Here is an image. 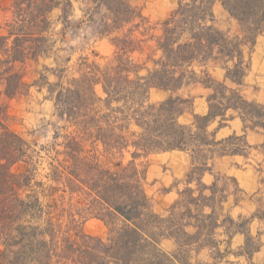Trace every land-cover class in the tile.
<instances>
[{
	"label": "trees",
	"instance_id": "trees-1",
	"mask_svg": "<svg viewBox=\"0 0 264 264\" xmlns=\"http://www.w3.org/2000/svg\"><path fill=\"white\" fill-rule=\"evenodd\" d=\"M89 1L86 22L113 49L104 62L84 57L70 74L61 64L71 56L56 53L66 32H55L51 13L60 8L58 20L65 25L71 0H12L10 15L0 20V98L19 96L30 85L46 87L61 122L35 148L36 142L8 126L0 101V264H217L228 253L220 249L219 228L227 243L245 233L235 253L252 254L247 228L235 226L229 215L219 221L224 188L216 180L204 184L202 176L212 171L215 156L247 157L250 148H264V104L226 83L242 84L248 66L243 46L251 48L264 28V0H220L242 36L215 26L214 0H178L155 24L132 0ZM47 58L56 80L41 76L27 84V62ZM212 64L224 69L223 80L210 75ZM192 84L210 89L208 110L183 123L179 117L192 98L175 93ZM152 88L168 95L151 102ZM234 117L243 124L242 134L217 138L209 130L214 121L220 127ZM248 130L260 133L262 143L251 145ZM171 150L188 152L191 168L187 186L163 214L153 209L138 161ZM42 161L45 171L36 179ZM193 181L195 188L189 186ZM91 217L105 224V236L83 232ZM163 239L173 240L174 248L163 249ZM205 249L212 263L196 258Z\"/></svg>",
	"mask_w": 264,
	"mask_h": 264
},
{
	"label": "rangeland",
	"instance_id": "rangeland-1",
	"mask_svg": "<svg viewBox=\"0 0 264 264\" xmlns=\"http://www.w3.org/2000/svg\"><path fill=\"white\" fill-rule=\"evenodd\" d=\"M71 1L72 7L65 25L58 20V16L62 15L60 8L54 9L51 13L52 19L55 20V32L61 28H64L66 32L65 41L56 43L58 56L61 58L71 56L68 63L61 64L66 68V74L74 73L75 64L83 61L84 57L104 62V57L109 55L113 49L109 40L96 36L95 26L86 22L85 12L92 2L89 0ZM145 2L144 0L143 2L132 0L133 4L143 8L142 13L148 18L150 24L162 20V17L158 16L152 7L151 10ZM11 3L12 0H0V20L10 15ZM214 3H212V11L215 16V26L227 31L230 35L242 36L243 31L240 24L230 22L228 25L222 17L226 16L222 7ZM155 32H158V29ZM55 36L59 37V35ZM243 52L244 62L248 66L242 84L237 85L230 81L226 83L229 86L238 87L246 98L264 104V28L257 35L256 43L251 48L248 45L243 46ZM45 66L48 69H45ZM54 66L52 58L40 59L37 62L29 61L25 65L24 81L31 84L34 80L41 79V76L46 77L49 82L55 81V74L49 70ZM200 92L202 91L199 88L187 86L175 93L185 98H192L191 105L179 118L180 122H191L194 112H199L205 105L199 99L195 104L193 103L194 99L199 97ZM167 95L168 92L152 88L148 98L149 101L154 102ZM0 101L7 107L8 126L21 134L29 143L36 142L35 148H39V145L51 138L53 126L58 119L54 114V101L49 96L46 87L38 89L37 86L30 85L23 94L12 99L3 96ZM230 113L229 111L227 115ZM246 139L251 145H256L261 140L260 136L252 132L247 134ZM248 152L247 157L240 155L234 158L228 157L229 159L226 160H218L219 156H215L216 158L214 157L209 162L212 171H206L202 176V182L206 185L216 180L217 187L224 188V193L227 195L222 202V208L219 209V221L227 215L233 217L235 226L247 228V233L251 236L249 249L255 248L252 254H236L235 252L240 251V246L245 242V233L238 232L242 233L241 238H231V241L227 243V236L222 233L223 228H219L217 239L221 240L220 249L222 251L228 249V253L217 261L218 264H264V148H250ZM138 162H140L139 167L145 170L144 187L151 198L153 209L156 212L168 214V208L178 197V192L187 186L185 180L191 168L189 153L181 150L157 152ZM45 164L44 161L39 164L36 179L42 177ZM22 168V165L14 166L15 170ZM241 171L243 173H240ZM189 186L195 188L196 181L191 182ZM204 194L209 195L210 190L205 189ZM197 195L198 190L194 192V196ZM209 211L210 207L205 206L204 212ZM106 229L105 224L94 217L88 218L82 225L83 232L91 235L105 236ZM160 245L166 250H172L175 246L173 240L170 239H163ZM210 253L211 250L205 249L196 258L201 262L212 263L215 259Z\"/></svg>",
	"mask_w": 264,
	"mask_h": 264
},
{
	"label": "crops",
	"instance_id": "crops-1",
	"mask_svg": "<svg viewBox=\"0 0 264 264\" xmlns=\"http://www.w3.org/2000/svg\"><path fill=\"white\" fill-rule=\"evenodd\" d=\"M147 1V2H145ZM143 2V0H142ZM145 3H147V5L154 9L153 11H155V13L162 17V19L164 17H166L169 12L172 10V8L177 5L178 3V0H144ZM214 2L216 4H218L220 7H222L223 11L225 12L226 16H222L225 18V20L228 22L227 24L229 25L230 22L231 23H238V21L236 19H234L229 13L228 11L223 7V5L221 4V1L220 0H214ZM214 3V4H215ZM143 10V8H142ZM152 10V9H151ZM215 22V21H214ZM239 24V23H238ZM255 43H256V40H255ZM208 71L210 73V75L217 79V80H223L224 79V69L219 65V64H212L208 67ZM189 86H193V87H196V88H199L202 92H200V95L198 98H195L193 103L195 104L196 103V100L199 99V101L204 102L205 105H203L201 107V110L199 112H194V113H199V114H205L208 110V105H207V100H206V96L207 94L210 92V89L209 88H205L203 87L201 84H192V85H189ZM188 86V87H189ZM187 88V87H186ZM195 108V107H194ZM185 113V112H184ZM183 113V114H184ZM182 114V115H183ZM181 115V116H182ZM180 116V117H181ZM179 117V118H180ZM192 118H193V115H192ZM209 130H216V137L217 138H221V137H225V136H228L229 134H232V133H236V134H242L243 133V124L240 120V118L238 117H234L232 119H228L226 121V124L224 126H220L218 127V121H214L210 126H209ZM249 132H252L258 136H260L261 140L260 142H258V144H261L262 141H263V136L260 134V133H257V132H254V131H249L247 132V134ZM246 134V136H247ZM257 145V144H256ZM237 156H240V155H224V156H219L218 160H226V159H229L228 157H237ZM216 158V157H215ZM214 159V158H213ZM240 173H243L242 171ZM241 234L242 233H235L233 235L232 238L234 237H237V238H241ZM242 246V245H241ZM204 252V250H202ZM202 251L200 253H202ZM218 264V263H217Z\"/></svg>",
	"mask_w": 264,
	"mask_h": 264
}]
</instances>
